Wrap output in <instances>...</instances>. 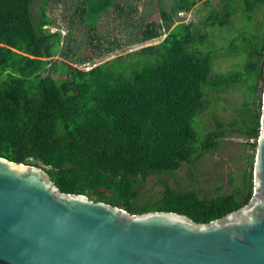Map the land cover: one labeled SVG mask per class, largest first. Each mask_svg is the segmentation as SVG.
I'll use <instances>...</instances> for the list:
<instances>
[{"label":"trees","instance_id":"1","mask_svg":"<svg viewBox=\"0 0 264 264\" xmlns=\"http://www.w3.org/2000/svg\"><path fill=\"white\" fill-rule=\"evenodd\" d=\"M200 1L174 0L171 12L161 7L163 24L146 25L140 40L164 37L160 43L133 58L101 63L106 95L95 70L54 62L68 55L62 32L52 31L57 24L48 0H0V157L42 166L62 194L86 196L131 215L176 213L210 224L247 206L253 169L240 188L210 200L168 187L161 199L139 201L138 187L150 176L172 175L192 164L215 150L234 126L257 151L264 19L257 32L238 31L231 41L228 51L244 57L239 72L214 73L213 54L203 46L211 34L207 29H226L238 9L251 22L264 10V0H221L223 10L208 14L205 27L181 20L179 14ZM248 80L251 96L248 88L242 120L232 129L217 122L203 132L199 118L209 108V90Z\"/></svg>","mask_w":264,"mask_h":264},{"label":"water","instance_id":"2","mask_svg":"<svg viewBox=\"0 0 264 264\" xmlns=\"http://www.w3.org/2000/svg\"><path fill=\"white\" fill-rule=\"evenodd\" d=\"M250 203L222 220L131 215L0 157V264H264V95Z\"/></svg>","mask_w":264,"mask_h":264},{"label":"rangeland","instance_id":"3","mask_svg":"<svg viewBox=\"0 0 264 264\" xmlns=\"http://www.w3.org/2000/svg\"><path fill=\"white\" fill-rule=\"evenodd\" d=\"M48 2V14L57 24V28H52V31L62 32V46L68 55L67 58L57 56L54 62L95 70L104 93L108 95L110 90L99 65L118 56L133 58L132 54L139 49L160 43L164 37L146 44H140V40L146 25L163 24L160 9L162 7L171 12L174 0H162L161 5L160 0ZM213 10H223L221 0H201L189 13H180L179 17L186 23L193 22L205 27L203 23ZM263 19L264 10L257 12L253 20L248 22L238 9L226 29H207L211 34L203 47L213 54L214 73L241 71L244 57L228 51L231 41L237 38L238 31L257 32ZM161 32L164 30L161 29ZM262 66L263 70L264 63ZM248 81L247 84L243 82L220 90H209V108L199 118L203 132L210 130L217 122H223L232 129V124L242 120V107L249 99L248 88L251 96V87L247 86L252 82ZM259 88L261 92L256 95V102H259V95L263 102L264 76ZM233 128L220 140L215 150L203 154L192 164L184 163L172 175L150 176L146 183L138 187L140 203L161 199L168 187L173 190H193L208 200L240 188L245 174H252V169L254 172L257 151L246 144L248 139L237 131L238 126Z\"/></svg>","mask_w":264,"mask_h":264},{"label":"built area","instance_id":"4","mask_svg":"<svg viewBox=\"0 0 264 264\" xmlns=\"http://www.w3.org/2000/svg\"><path fill=\"white\" fill-rule=\"evenodd\" d=\"M252 142H254V141H252Z\"/></svg>","mask_w":264,"mask_h":264}]
</instances>
